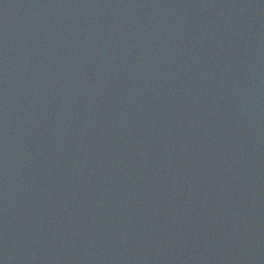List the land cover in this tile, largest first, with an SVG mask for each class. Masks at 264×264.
<instances>
[{
	"label": "water",
	"instance_id": "obj_1",
	"mask_svg": "<svg viewBox=\"0 0 264 264\" xmlns=\"http://www.w3.org/2000/svg\"><path fill=\"white\" fill-rule=\"evenodd\" d=\"M0 264H264V0H0Z\"/></svg>",
	"mask_w": 264,
	"mask_h": 264
}]
</instances>
